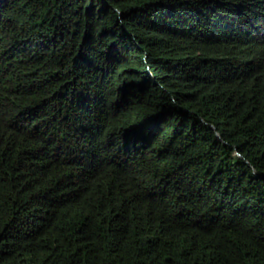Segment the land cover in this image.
<instances>
[{"label": "trees", "instance_id": "1", "mask_svg": "<svg viewBox=\"0 0 264 264\" xmlns=\"http://www.w3.org/2000/svg\"><path fill=\"white\" fill-rule=\"evenodd\" d=\"M0 264H264V0H0Z\"/></svg>", "mask_w": 264, "mask_h": 264}]
</instances>
